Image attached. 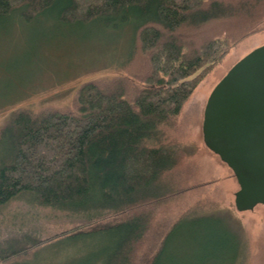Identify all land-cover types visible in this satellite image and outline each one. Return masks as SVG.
I'll return each mask as SVG.
<instances>
[{
    "label": "trees",
    "instance_id": "1",
    "mask_svg": "<svg viewBox=\"0 0 264 264\" xmlns=\"http://www.w3.org/2000/svg\"><path fill=\"white\" fill-rule=\"evenodd\" d=\"M8 16L131 37L120 72L81 82L71 106H18L3 119L0 264L92 237L104 240L97 264H175L168 252L184 238L216 264H245V237L210 226L221 215H168L189 187L167 173L186 157L176 135L184 104L231 48L264 30V0H0ZM16 202L26 210L6 212ZM42 210L74 224L45 236Z\"/></svg>",
    "mask_w": 264,
    "mask_h": 264
},
{
    "label": "rangeland",
    "instance_id": "2",
    "mask_svg": "<svg viewBox=\"0 0 264 264\" xmlns=\"http://www.w3.org/2000/svg\"><path fill=\"white\" fill-rule=\"evenodd\" d=\"M129 29L113 32L90 24L62 25L49 17H38L31 23L17 16L0 18V125L8 112L18 106L69 107L81 82L119 73L120 64L129 53ZM263 44L264 30L245 37L199 81L177 124L176 135L185 149V160L167 173L176 187H189L170 201L168 215L178 210L221 215L210 226L219 235L229 225L245 237V264H264V204L251 210L236 208L234 194L238 183L232 170L204 144L202 120L215 85L238 60ZM24 205L12 203L6 212L18 208L23 212ZM73 224L61 214L42 210L40 226L45 236ZM103 245L100 237L51 244L29 258L7 264H97ZM168 255L175 264H216L211 254L186 238L170 247Z\"/></svg>",
    "mask_w": 264,
    "mask_h": 264
},
{
    "label": "water",
    "instance_id": "3",
    "mask_svg": "<svg viewBox=\"0 0 264 264\" xmlns=\"http://www.w3.org/2000/svg\"><path fill=\"white\" fill-rule=\"evenodd\" d=\"M202 135L236 178V208L264 204V44L238 60L212 89Z\"/></svg>",
    "mask_w": 264,
    "mask_h": 264
}]
</instances>
